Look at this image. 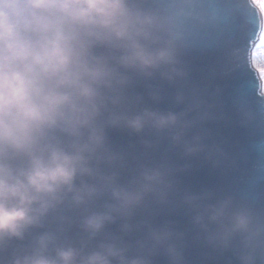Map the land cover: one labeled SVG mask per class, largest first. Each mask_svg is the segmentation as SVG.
<instances>
[{
    "label": "clouds",
    "instance_id": "obj_1",
    "mask_svg": "<svg viewBox=\"0 0 264 264\" xmlns=\"http://www.w3.org/2000/svg\"><path fill=\"white\" fill-rule=\"evenodd\" d=\"M193 53L245 75L239 122L264 129V0H0V264H185V233L153 223L177 207L214 251L264 264V138L242 187L178 188L173 151L236 164L208 142L222 90L192 82Z\"/></svg>",
    "mask_w": 264,
    "mask_h": 264
},
{
    "label": "water",
    "instance_id": "obj_2",
    "mask_svg": "<svg viewBox=\"0 0 264 264\" xmlns=\"http://www.w3.org/2000/svg\"><path fill=\"white\" fill-rule=\"evenodd\" d=\"M186 59L191 68L192 82L207 88L209 93L217 87L222 90L218 98V112L221 114V118L206 122L204 128L209 133L208 142L221 145L230 158L236 161V164L228 169L214 168L203 155L185 160L179 151H173L169 153V158L177 166H182L185 163L190 164L188 170L177 174L178 188L181 191L194 192L205 188L213 190L238 189L243 186L242 182L249 174L252 162L256 159V154L250 150V145L254 141L264 138V129H254L251 126L245 127L240 124L239 115L233 102L236 92L243 89L246 77L241 73H233L228 77L211 78L209 70L217 59L214 55L202 56L193 53ZM165 87L167 98L158 105L161 109L171 106V96L175 91L173 88ZM136 91L145 92L143 86L138 87ZM256 102L253 99V103ZM149 103L151 102L149 101ZM108 135L111 143L116 147L135 144L139 148L140 137L129 135L126 131L112 129L109 130ZM159 155V152L154 153L153 159L158 158ZM166 221L171 222L177 231L185 233V264H238V259L233 251L216 252L204 242L202 237L198 238L197 232L190 224V218L183 208L159 209L153 217V223L159 225ZM115 229L116 226H112V230ZM152 260L153 264H168V259L163 253L157 254Z\"/></svg>",
    "mask_w": 264,
    "mask_h": 264
}]
</instances>
